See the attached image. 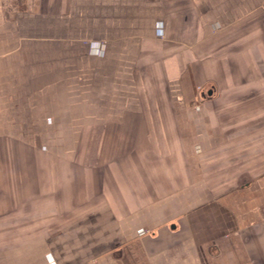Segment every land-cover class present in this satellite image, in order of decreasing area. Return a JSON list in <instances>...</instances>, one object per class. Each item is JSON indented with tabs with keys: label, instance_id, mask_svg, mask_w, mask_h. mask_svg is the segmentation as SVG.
I'll use <instances>...</instances> for the list:
<instances>
[{
	"label": "crops",
	"instance_id": "0c3cea01",
	"mask_svg": "<svg viewBox=\"0 0 264 264\" xmlns=\"http://www.w3.org/2000/svg\"><path fill=\"white\" fill-rule=\"evenodd\" d=\"M5 39L0 264H264V0H0Z\"/></svg>",
	"mask_w": 264,
	"mask_h": 264
},
{
	"label": "rangeland",
	"instance_id": "374dc122",
	"mask_svg": "<svg viewBox=\"0 0 264 264\" xmlns=\"http://www.w3.org/2000/svg\"><path fill=\"white\" fill-rule=\"evenodd\" d=\"M17 41L18 40H9V39H5V40H0V46L3 47H15L17 46ZM33 42L35 40H30V42Z\"/></svg>",
	"mask_w": 264,
	"mask_h": 264
}]
</instances>
